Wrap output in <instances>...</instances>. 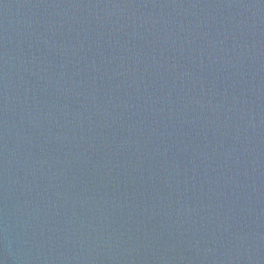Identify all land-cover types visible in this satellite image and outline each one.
Listing matches in <instances>:
<instances>
[{"label": "water", "instance_id": "95a60500", "mask_svg": "<svg viewBox=\"0 0 264 264\" xmlns=\"http://www.w3.org/2000/svg\"><path fill=\"white\" fill-rule=\"evenodd\" d=\"M0 264H264V0H0Z\"/></svg>", "mask_w": 264, "mask_h": 264}]
</instances>
